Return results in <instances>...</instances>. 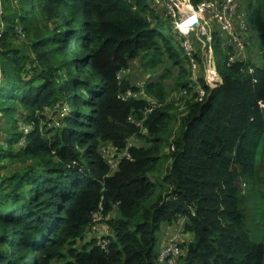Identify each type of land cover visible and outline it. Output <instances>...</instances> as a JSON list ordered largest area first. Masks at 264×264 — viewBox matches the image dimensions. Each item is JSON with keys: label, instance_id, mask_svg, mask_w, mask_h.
I'll return each instance as SVG.
<instances>
[{"label": "trees", "instance_id": "obj_1", "mask_svg": "<svg viewBox=\"0 0 264 264\" xmlns=\"http://www.w3.org/2000/svg\"><path fill=\"white\" fill-rule=\"evenodd\" d=\"M239 6L246 57L230 63L214 29L221 84L179 109L168 99L195 96L192 71L154 0L0 3V264H167L155 233L182 216L192 239L174 264H264L250 231H264V0ZM133 60L140 86L117 77ZM104 145L128 154L112 171ZM99 209L107 250L84 238Z\"/></svg>", "mask_w": 264, "mask_h": 264}, {"label": "built area", "instance_id": "obj_2", "mask_svg": "<svg viewBox=\"0 0 264 264\" xmlns=\"http://www.w3.org/2000/svg\"><path fill=\"white\" fill-rule=\"evenodd\" d=\"M154 1L155 3L165 2L166 15L170 19L173 28L181 37V46L183 47L186 56L189 58L190 70L192 71V81L194 83L192 92L195 93V96L191 97V94L187 89H181L178 91L180 94H183V96L180 97V99L184 100L183 105L179 107V109H183L186 99L189 100L192 98L196 101H202L207 96L208 89L211 90L221 84V77L216 68L212 48V32L214 29H217L222 33V46L229 45L235 48L236 52L230 53L228 56V61L232 63L238 59H244L246 57L245 35L248 33V24L244 19L243 14L240 12V0H203L196 6L193 5L191 0ZM2 32V23L0 21V39ZM251 39L255 41L253 37ZM197 50H201V62H198L195 58V51ZM133 62L137 63V60H133ZM126 70L128 69H122L117 74V77L120 78V75L126 72ZM200 78H202L201 80L203 84L199 81ZM138 85H141V83L138 82ZM118 96L122 100L128 97H145L149 101V107L146 108V110L153 109L157 103L160 105L155 98L146 96L143 89H140L139 91L127 89ZM258 106L261 110H264V101L259 100ZM129 120L133 121L130 117ZM137 125L140 126L141 123L137 122ZM100 152L102 157H106L109 153L117 154L118 151L112 145H105L102 146ZM123 153L127 154L126 149ZM108 165L111 171L114 170L112 164ZM100 210L101 209L92 214V221L85 229V236L88 238H96L100 247L107 250L106 248L109 243V235L111 232L109 230H101V233L98 232V223L102 218ZM105 216L107 217L108 214ZM180 252L181 243L170 239L160 247V250L157 253L158 260L166 262L167 264H174L175 259L180 255Z\"/></svg>", "mask_w": 264, "mask_h": 264}, {"label": "rangeland", "instance_id": "obj_3", "mask_svg": "<svg viewBox=\"0 0 264 264\" xmlns=\"http://www.w3.org/2000/svg\"><path fill=\"white\" fill-rule=\"evenodd\" d=\"M0 1H1L0 3H3L4 2V0H0ZM5 3L8 4V2H5ZM0 8L2 9L3 7H0ZM165 9H166L165 2L155 3V10H156V12H158L159 14H163L166 17H168L166 15ZM51 27L53 28L54 27V24H51ZM2 29H3V25H2ZM245 36H246V38H251V37L256 38V36L254 34L250 33L249 31H248V33ZM222 37L223 36H221V38ZM22 40H23V38L21 40H19V41L20 42H23ZM195 54H196L195 55L196 60L198 62H201L200 61L201 50L195 51ZM158 68H160V67H158ZM127 69L128 70H126V72L122 73L120 75V77H128V76H133L134 75L132 77V79L135 81V84L137 86H140V85H138V82L142 83V81H141V75H142V73H141L140 66L138 65V61H137V63H134L132 61L131 64L128 66ZM153 75L155 76V74H152V76ZM154 76H153V78H154ZM182 96H183V94H180V92H172L171 95H170V98L168 99V97H169L168 96L167 99H168V101H173L174 100L175 101L174 105L179 108L180 106L183 105V101L184 100L183 99H180V97H182ZM157 105H158V103H157ZM3 121L0 120V138H3L5 136L4 135L5 134L4 133V131H5L4 124L5 123H3ZM133 143L139 144L138 140H137V142H135L134 138H130L128 140V142H127V148L129 146H131ZM165 150L167 151V148ZM124 155H128V154H125L123 152H121V153L120 152H117V154H111V153H109L106 157L103 156V159L107 162V164H112L113 167L115 168L117 166L118 162H119V159L122 156H124ZM256 162H257V165H263L264 164V152L263 151L260 150V152H258L257 157H256ZM249 207H250V210L253 211V207L252 206H249ZM258 210L264 212V209L262 207H258ZM110 215H111V213H110ZM101 219L102 220H100L99 223H98V227H99L98 232L99 233H101V226H102V224L103 225H106L105 221L108 219V217L104 216ZM183 220L185 221V217L184 216L180 217L177 223L183 222ZM175 225H172V226L169 227L168 225L161 224L160 229L155 233V248H154V251L156 253H158V251L160 250V247L162 246V244L165 243L169 239V237L178 235V232L181 231V228H183L182 227V224H179V225H176V226ZM247 225L250 227V225H252V224L248 222ZM250 231H251V234H252L251 239L253 241H263L264 231L262 229H250ZM187 242L188 241H185V244ZM175 260H177V259H175Z\"/></svg>", "mask_w": 264, "mask_h": 264}, {"label": "crops", "instance_id": "obj_4", "mask_svg": "<svg viewBox=\"0 0 264 264\" xmlns=\"http://www.w3.org/2000/svg\"><path fill=\"white\" fill-rule=\"evenodd\" d=\"M116 168V167H115ZM114 168V169H115ZM108 218L110 217V212L108 213V216H107ZM179 220V219H178ZM178 220H177V222H178ZM185 221H186V219H185ZM185 221L183 220V222H179V223H175L176 225H179V224H182V227L183 228H181V231H179L178 232V235H176V236H171V237H169V239L168 240H170V239H173V240H176V241H178V242H180L181 243V252H183V247H182V245H186L188 242H190L191 241V239H192V234L190 233V232H187V231H185L184 230V223H185ZM175 224H173V225H175ZM166 225V224H165ZM175 225V226H176ZM169 227L170 226H172V225H168ZM101 230H109L110 232H111V229L107 226V225H103L102 224V226H101ZM167 240V241H168ZM185 241H188L186 244H185ZM181 252H180V254H181Z\"/></svg>", "mask_w": 264, "mask_h": 264}, {"label": "clouds", "instance_id": "obj_5", "mask_svg": "<svg viewBox=\"0 0 264 264\" xmlns=\"http://www.w3.org/2000/svg\"><path fill=\"white\" fill-rule=\"evenodd\" d=\"M84 238H85V239H88V237H86L85 235H84ZM89 238H91V237H89Z\"/></svg>", "mask_w": 264, "mask_h": 264}]
</instances>
